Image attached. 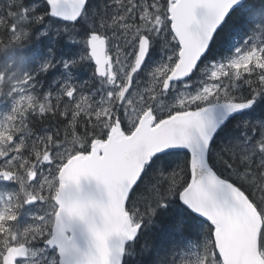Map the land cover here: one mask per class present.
I'll return each mask as SVG.
<instances>
[{"label": "snow or ice", "instance_id": "1", "mask_svg": "<svg viewBox=\"0 0 264 264\" xmlns=\"http://www.w3.org/2000/svg\"><path fill=\"white\" fill-rule=\"evenodd\" d=\"M0 264H264V0H0Z\"/></svg>", "mask_w": 264, "mask_h": 264}]
</instances>
